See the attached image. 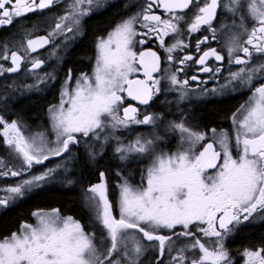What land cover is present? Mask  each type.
I'll use <instances>...</instances> for the list:
<instances>
[{"label":"snow or ice","instance_id":"snow-or-ice-1","mask_svg":"<svg viewBox=\"0 0 264 264\" xmlns=\"http://www.w3.org/2000/svg\"><path fill=\"white\" fill-rule=\"evenodd\" d=\"M59 3L61 0H0V27L23 23L20 18ZM106 6V0H70L65 15L57 18L47 36L33 37L35 25L22 29L23 37H13V44L19 43L18 50L10 49L8 41L0 47V60H10L11 65L0 64V75L18 72L22 62L29 60V71L42 67L45 61L31 54L49 44L50 58L55 59L61 46L67 47L70 39L84 34V18ZM154 8L162 9L164 16L154 14ZM185 10L192 11L187 33L200 32L206 26L211 36L197 37L196 52L202 53L198 59L185 53L178 63L194 61L201 66L199 71L218 79L221 67L210 66L207 61L214 58L223 62L222 51L226 49L228 64L241 67L230 70L219 89L212 91L235 90L237 84L252 89L249 101L233 113L235 143L232 134L217 129L211 130L209 141L206 133L184 119L169 121L166 127V131L179 133L180 144L173 153L158 151L157 142L163 137L155 131L125 142L120 135L123 130L133 124L157 129L163 117L145 113L140 119L138 109L132 106L123 107L120 115L121 93L127 92L139 104L148 105L163 90L162 81L167 79L171 85L167 90L178 93L177 104L190 95L188 79L178 76L183 68L168 74L169 69L161 68V57L155 51H133L135 44L147 43L137 37L156 39L168 54L169 63L176 61L173 53L190 46L184 42L181 27L187 20ZM218 12L226 13L220 27L214 23ZM167 36L173 38L171 45L164 39ZM210 41L222 48H201ZM96 49L92 75L81 74L72 87L69 70L59 105L49 108L54 139L46 130L31 133L22 120L9 122L0 116V136L12 157L11 164L0 158V176L19 178L13 185L0 188V206L8 207L26 198L54 179L61 169L66 173L64 161L40 174H32V170L52 157L71 154L70 146L79 145L81 136L92 161L113 144L122 162L136 155L150 158L146 181L142 177L140 185H133L117 171L123 181L118 184L117 218L116 206L108 195L106 173L101 171L100 182L88 187L91 196L86 193L85 200L102 232L97 233L95 226L87 230L59 209L36 210L32 213L35 223L24 222L17 231L0 236V264H144L147 253L157 249L159 255L152 257L156 264H164L165 254L168 264H233L226 239L254 214L264 217V82L253 86L255 80H264V0H147L140 10L117 23L106 38H98ZM137 62L146 80L129 78L130 73L139 71ZM154 72L164 74L154 78ZM37 79L46 83L56 77L53 71ZM191 79L199 80L197 76ZM209 169L215 172L206 174ZM197 233L207 239L202 240ZM241 255L244 264H264V243L255 249L245 248Z\"/></svg>","mask_w":264,"mask_h":264},{"label":"flooded vegetation","instance_id":"flooded-vegetation-1","mask_svg":"<svg viewBox=\"0 0 264 264\" xmlns=\"http://www.w3.org/2000/svg\"><path fill=\"white\" fill-rule=\"evenodd\" d=\"M69 2L70 0H61V3L53 5L50 8L29 13L26 17L20 18L23 23H18L9 27H0V47H2L5 41H8L10 49L14 48L15 50H18L19 43L17 42L13 44L14 32L20 29H31L34 25L36 26V30L32 33L33 37L40 35L47 36L48 32L45 30L46 25L50 21L51 25L53 23L54 28L57 18L65 15L66 7ZM146 2L147 0H106L107 6L105 8L94 10L90 16L84 18V34L77 35L74 39H70L67 42V47L61 46L58 49V56L55 59L50 58L52 45L49 44L45 48L39 49L38 52L31 54L33 57L39 56L45 61L42 67L29 71L31 68V61L29 60L22 62L21 68L18 72L4 73L3 75H0V116H3L4 119L9 122L20 119L28 125L30 131H47L49 129L48 110L56 102H59V85L67 77L69 70L72 72L73 79L79 77L81 74L93 73L96 62V43L98 38H106L108 32L111 31L117 23L140 10ZM153 12L162 17L164 16V13L160 8H154ZM185 12L187 13V20L182 22L181 27L185 33L183 36L184 42L190 46L183 50L178 49L173 53L177 58L176 61L169 63L167 60L168 54L156 39L149 40L147 37H137V39L143 38L147 40V43L144 45H140L139 43L135 44L133 46V51L137 53L148 50L155 51L157 55L161 57V68L169 69L168 74L177 68H183V71L179 72L178 76L181 80L185 78L188 79L189 83L187 87L190 89V95L183 103L177 104L178 93L167 90L171 87L167 79L162 81L163 90L158 95L154 96L148 105L139 104L138 101L128 98L124 92L122 94V108L128 106L136 107L140 119H143L145 113H155L157 116L163 117L162 120H158L157 123L159 127L157 129H153L151 125L133 124L129 127L127 134L128 136H145L149 133L151 135L155 131L159 135H162L161 126L167 127L169 121L184 119L190 126L200 132L206 133L209 141L212 138V129H217L218 132L221 130L229 132L233 135L232 144L234 145L233 113H237V110L241 108V105H244L249 101V98L252 95V89L246 85L237 84L235 90L229 88L222 92L212 91L214 88L219 89L220 85L224 83L225 78L228 77L230 70L235 71L241 67V65H236L234 63L231 65L228 64L226 49L222 51V55L225 56L223 62H218L214 58H209L207 61L210 66L221 67V74L218 79L211 78V73L199 71L201 66L194 61L187 62V65H181L178 63V60L181 59L185 53L192 54L198 59L199 55L202 53L196 52L197 37L202 38L205 35H208L209 37L211 36V32L207 30L206 26L202 28L200 32L189 35L187 33V23L191 22L192 11L185 10ZM225 16L226 13L218 12L217 19L214 21L217 27H220V24L225 21ZM228 22H231L230 19ZM249 23L251 24V22ZM69 35L71 36V34ZM62 39L63 38L61 37L57 43L62 41ZM164 39L169 45L173 42L172 36H167ZM24 43L26 47V41ZM209 47H216L219 50L222 48V45L217 44L215 41H210L209 44L201 45V48L204 50H207ZM239 55L243 57L242 52L239 53ZM0 64L11 66L10 60H0ZM135 67L138 68L139 71L133 72L134 74L131 79H143V70L140 68L138 62L135 64ZM53 71L56 79L54 80L55 85L53 87L55 90L51 93V89H47L46 83H40L37 77H43L44 73H52ZM162 74L164 73L156 72L153 77L159 78ZM63 76L65 77L62 79ZM192 76H197L199 80H192ZM200 81H205L206 83H201ZM262 82H264V80L257 79L253 82V86H259ZM149 83H151V81ZM34 85H36V87H32ZM17 88H25L26 91L24 93L18 92L14 99H11L12 97H7L6 94L10 90H16ZM203 89H207L208 91L203 92ZM49 92L51 93L50 97L52 98H49ZM48 98L50 101H48ZM25 103L41 105L43 108V116L23 118L17 113L12 114L11 110H13L15 106L16 109H19ZM222 107L225 108V111L223 112L224 115L217 116L218 114L214 111H217ZM122 108L120 115H123ZM209 115L214 119L211 120L209 118L210 120H207V116ZM0 130H2V126H0ZM51 132L52 131H47L48 135L53 138L54 135H52ZM80 139L81 143L79 145L70 146L72 148L71 154L65 153L62 157H52L45 161L44 164L34 166V168L41 167L46 170L47 168L55 167L57 163L61 161H64L68 166V171L66 173L61 169L54 179L45 183L40 189L44 191H67L76 195L79 194L81 200H83L88 187L100 182L99 177L97 181L93 179L94 162L91 163L92 160L88 155L90 149L86 148L82 150L80 145L83 144L84 138L80 137ZM162 140L163 144L159 146V151H161V149H163L165 153H173L177 151L180 144L179 133L168 131L167 137ZM109 148L110 147H107V149H105L104 154L107 152L109 160L110 158L113 159L114 164L110 166V168H113L112 172H123L125 167H129L130 164H132L124 165L121 163L122 165H117ZM197 149H199V145L197 146ZM233 152L235 154L234 147ZM1 157L5 158L6 161L8 158L11 159L6 146L3 144L2 136H0V158ZM138 167H140L141 173L142 167ZM214 172L215 169H209L206 174ZM98 174L100 176V173ZM65 177L70 179L72 183H68ZM9 180L10 179H7L4 176H0V186H9ZM116 180L118 181L117 178ZM11 206L12 204H9L8 207L0 206V213L9 209ZM86 210L88 211L87 208ZM177 231H179V228ZM196 235L201 236L202 240L207 239L203 238L200 233H197ZM184 239L187 238H182L181 240ZM262 243H264V217H261L259 213L254 214L253 218H250L249 221H245L241 224L239 229L230 235L225 241V245L229 250L233 264H244V257L241 255L244 249L249 247L254 249L258 248ZM158 255L159 252H153V256ZM150 264H156V261L154 262V260H152ZM164 264H168L167 254L164 256Z\"/></svg>","mask_w":264,"mask_h":264},{"label":"trees","instance_id":"trees-1","mask_svg":"<svg viewBox=\"0 0 264 264\" xmlns=\"http://www.w3.org/2000/svg\"><path fill=\"white\" fill-rule=\"evenodd\" d=\"M21 32L22 29L16 30V32H14V36L20 37ZM54 90L55 89L52 88L51 93ZM51 93H48L49 98H52L50 97ZM49 98L48 101H50ZM15 107L13 110H11L12 114L17 113L23 118L43 116V108L41 105L25 103L19 109H16ZM224 111L225 108L222 107L214 112L218 114L217 116H222L224 115ZM209 118L211 120L214 119L210 115L207 116V120H210ZM108 158V153L106 152L105 154L103 153L96 163L94 162L93 179L97 181L99 177L98 173L101 171L106 173V184L108 185V192L110 194L109 197L115 206V195L113 192H115L116 185L118 184V181L116 180L117 172H112L113 168H110V166L114 163L111 158L108 161ZM53 208H58L65 216H73L74 219L80 221L82 225L89 231H91L94 226L97 233L103 231L102 226L94 220L91 212L87 211L85 206H83L79 194L76 195L67 191H44L39 188L29 193L26 198L18 200L9 209L0 213V236L9 235L13 231H17L24 222L31 223L33 220L32 213L34 211L51 210ZM152 260L153 259L151 258L149 263H151Z\"/></svg>","mask_w":264,"mask_h":264},{"label":"rangeland","instance_id":"rangeland-1","mask_svg":"<svg viewBox=\"0 0 264 264\" xmlns=\"http://www.w3.org/2000/svg\"><path fill=\"white\" fill-rule=\"evenodd\" d=\"M49 28H53V23H52V25H51V23H50V21H49V23L46 25V27H45V30L48 32V30H49ZM23 35H24V32L22 31L21 32V37H23ZM134 73H130V75H129V78L131 79L132 78V75H133ZM87 75H89V76H91L92 75V73H89V74H87ZM65 76H63L62 77V79L64 78ZM74 81H75V79H73V81H72V84H71V86L72 87H75V83H74ZM64 82H65V79L62 81V83L59 85V87H60V99H59V102H56L54 105H59V103H60V100H61V87H62V85L64 84ZM54 80H51V79H49V80H47V82H46V87H47V89L48 90H50V89H52L53 87H54ZM26 91V89L25 88H21V89H19V88H17L16 90H10L6 95H7V97H12L11 99H14L16 96H17V93L18 92H22V93H24ZM123 93H121V95H122ZM122 108V107H121ZM48 121H49V129L47 130V131H51V125H50V120H49V110H48ZM27 131H29V132H31V133H35V132H38V131H40V130H32V131H30L29 130V128L27 129ZM129 131V129H127V130H123L121 133H120V135H122L123 137H124V140H125V142H127V141H130V140H133V139H135V137L136 136H133V135H129L128 136V134H127V132ZM51 134L52 135H54L52 132H51ZM161 136H163V138L165 139L166 137H167V134H168V131H166V127H163V126H161ZM150 135V133L149 134H147V135H145V136H149ZM81 138H84V137H82L81 136ZM53 139H54V137H53ZM89 143H95V141H90ZM158 145L160 146L161 144H163V140L161 139V140H159L158 142ZM85 144L83 143L82 145H80V147H81V149L82 150H84V149H86L87 147L86 146H84ZM107 147H110L109 149H110V151H111V155L114 157V161L117 163V165L118 164H120V165H122V164H124V165H128V164H130V163H132V164H130V166L128 167H125L124 168V170H123V172H121V173H123V176L124 177H126L127 178V180H128V182L129 183H131V184H133V185H140L141 183H142V177L144 178V180L146 181V171H147V168L149 167V165L151 164V159L150 158H148V157H140L139 155H136V156H134V157H132V158H130L128 161H126V162H122V161H120L119 159H118V157H117V154L114 152V144L112 145V146H106V148L105 149H107ZM159 149H160V147H159ZM159 149H158V151H159ZM161 151L162 152H165V151H163V149H161ZM115 153V155H114V153ZM11 157V156H10ZM100 157H101V155H100ZM99 157V158H100ZM2 158V157H1ZM6 163H9V164H11V162H12V157H11V159H7V161H6V159L5 158H2ZM108 161H109V158H108ZM91 163H93V162H91ZM96 163V162H95ZM122 163V164H121ZM133 164H134V166H133ZM138 166H141L142 167V171H141V173H140V167H138ZM138 167V168H137ZM43 171H45V169L44 168H41V167H37V168H33V170H32V174H40V173H42ZM116 176H117V179H118V181H119V183H122L123 181H122V178L120 177V176H118L117 174H116ZM7 179H10L9 181H10V185L9 186H11V185H13L19 178H15V177H6ZM99 179H100V176H99ZM118 183V184H119ZM118 184L116 185V188H115V192H113V194L115 195V206H116V208H115V211H114V215H116L117 216V218H118V216H119V212H118V199H119V187H118ZM43 186H44V184H43ZM145 186H146V183H145ZM42 187V186H41ZM41 187H39V188H41ZM0 188H5V187H1L0 186ZM39 188H37V189H39ZM36 190V189H35ZM3 193H0V195H2ZM87 195H89V196H91V193H87ZM108 195H110L109 194V192H108ZM110 198V197H109ZM17 202V201H16ZM16 202H13V203H10V204H14V203H16ZM81 202H82V204H83V206H85L87 209H88V211L89 212H91L90 211V209H89V207H88V205H87V203H86V200H85V196H84V198H83V200H81ZM91 214L93 215V213L91 212ZM31 223H35V219H34V217H33V220H32V222ZM162 234H167V230H162ZM182 239V238H181ZM143 243H145V244H147L148 242L147 241H143ZM153 243H158V242H153ZM153 252H155V251H149L148 253H147V258L146 259H144V264H150L149 262H150V260H151V257H152V255H153ZM156 252H158V249L156 250ZM154 262H155V260H154Z\"/></svg>","mask_w":264,"mask_h":264},{"label":"water","instance_id":"water-1","mask_svg":"<svg viewBox=\"0 0 264 264\" xmlns=\"http://www.w3.org/2000/svg\"><path fill=\"white\" fill-rule=\"evenodd\" d=\"M48 46V45H47ZM46 47V46H45ZM139 66H140V64H139ZM140 68H141V66H140ZM142 70H143V74H144V69L143 68H141ZM156 74V72H154V73H152V75L154 76ZM133 80H146V77L144 76V78L143 79H133ZM148 82H150V81H148ZM125 95L128 97V95H127V92H125ZM128 98H130V97H128Z\"/></svg>","mask_w":264,"mask_h":264},{"label":"bare ground","instance_id":"bare-ground-1","mask_svg":"<svg viewBox=\"0 0 264 264\" xmlns=\"http://www.w3.org/2000/svg\"><path fill=\"white\" fill-rule=\"evenodd\" d=\"M99 157H100V155L98 154V156H97V160L99 159ZM96 160V161H97ZM112 161H113V159H111ZM96 161H91V162H96ZM111 162V161H110Z\"/></svg>","mask_w":264,"mask_h":264}]
</instances>
